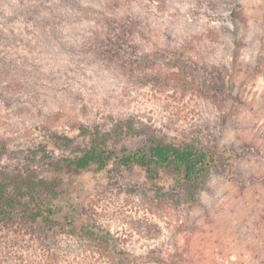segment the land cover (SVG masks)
Returning <instances> with one entry per match:
<instances>
[{
  "label": "rangeland",
  "instance_id": "374dc122",
  "mask_svg": "<svg viewBox=\"0 0 264 264\" xmlns=\"http://www.w3.org/2000/svg\"><path fill=\"white\" fill-rule=\"evenodd\" d=\"M99 1L147 26L112 60L6 22L16 64L0 63V170L33 166L61 178L58 217L109 233L137 264H264V0ZM62 12L68 23L56 31L65 40L104 33L100 12ZM78 15L86 19L73 24ZM175 50L190 60L174 59ZM96 126L115 147L153 135L227 153L228 168H213L196 194L169 173L156 185L135 166L77 181L58 172L74 152L57 134L78 135L83 146L81 129ZM64 240L71 262L114 264L89 240Z\"/></svg>",
  "mask_w": 264,
  "mask_h": 264
},
{
  "label": "trees",
  "instance_id": "16d2710c",
  "mask_svg": "<svg viewBox=\"0 0 264 264\" xmlns=\"http://www.w3.org/2000/svg\"><path fill=\"white\" fill-rule=\"evenodd\" d=\"M9 1L8 6H4L0 0V63L5 65L16 64L10 54L8 38L12 32L7 30L6 23L9 21L16 23L14 28L31 25L32 30L50 33L54 39L58 37L56 41L61 47L87 59L92 54L97 59L106 56L112 60L125 44L132 42L127 37L147 36V26L135 15L108 13L99 9L102 4L99 0ZM62 8L85 14L100 12L104 33L93 31L82 41L65 40L63 34L56 31L60 26L63 30L68 23V15H64ZM84 18L78 15L70 19L75 24ZM100 20L94 19L96 22ZM180 52L175 50L171 54L174 59L190 60ZM147 62L149 60L145 59L144 64ZM81 131L89 136V141L83 146L77 142L78 135L57 134V138L63 139L65 146L74 154L68 156L64 164L57 165L56 170L65 171L73 181L86 171L99 173L110 166H135L156 185L165 182L169 173L174 184L190 187L196 194L206 186L213 168H228V163L223 160L227 153H211L195 143L175 142L152 135L147 143L135 148L115 147L111 145L109 132L98 126ZM61 184V178L43 177L33 166L8 172L0 170V264H73L75 260L78 261L76 264H87L84 259L75 258L71 262L65 258L67 256L61 253L60 246L64 239L69 242L89 240L98 249L107 250L114 264H137L136 256L121 249L119 241L109 233L87 221L78 222L70 216L58 217L60 208L57 200Z\"/></svg>",
  "mask_w": 264,
  "mask_h": 264
}]
</instances>
